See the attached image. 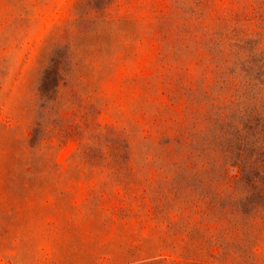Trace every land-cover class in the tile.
Instances as JSON below:
<instances>
[{
	"label": "rangeland",
	"instance_id": "rangeland-1",
	"mask_svg": "<svg viewBox=\"0 0 264 264\" xmlns=\"http://www.w3.org/2000/svg\"><path fill=\"white\" fill-rule=\"evenodd\" d=\"M0 264H264V0H0Z\"/></svg>",
	"mask_w": 264,
	"mask_h": 264
},
{
	"label": "crops",
	"instance_id": "crops-1",
	"mask_svg": "<svg viewBox=\"0 0 264 264\" xmlns=\"http://www.w3.org/2000/svg\"><path fill=\"white\" fill-rule=\"evenodd\" d=\"M20 231H22V229H20ZM15 233H12V238H11V242H12V247L13 248H17L18 246V241L23 240V234L22 232L18 233L17 231H14Z\"/></svg>",
	"mask_w": 264,
	"mask_h": 264
}]
</instances>
